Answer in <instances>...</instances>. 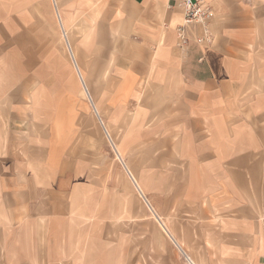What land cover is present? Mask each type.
<instances>
[{
  "label": "crops",
  "instance_id": "0c3cea01",
  "mask_svg": "<svg viewBox=\"0 0 264 264\" xmlns=\"http://www.w3.org/2000/svg\"><path fill=\"white\" fill-rule=\"evenodd\" d=\"M204 5L0 0V264H264V0ZM60 29L103 150L77 89L44 119Z\"/></svg>",
  "mask_w": 264,
  "mask_h": 264
},
{
  "label": "rangeland",
  "instance_id": "374dc122",
  "mask_svg": "<svg viewBox=\"0 0 264 264\" xmlns=\"http://www.w3.org/2000/svg\"><path fill=\"white\" fill-rule=\"evenodd\" d=\"M65 34V33H64ZM62 29H60V41H58V47H53L48 50H43V64L38 65V72H41L45 75V85H44V93L42 94V99L44 101V119H51L52 118V103L56 100V104L58 102V98L53 95L54 89H61L65 90L67 88L77 89V96H73L75 99L72 104H77L79 107L86 106L88 108V112L82 113V117L85 122V131L87 134L90 133L92 139L98 140L99 137L96 136L94 133V128H98L100 131V138L102 140V150H103V128L98 120L96 112L91 103V97L87 95L89 91L87 90V83L84 78V67L79 66L78 61L74 62L71 55V48L67 44V38H65ZM66 35V34H65ZM72 46L75 45L74 41H71ZM76 49V48H74ZM40 51V50H38ZM75 51V50H74ZM41 52V53H42ZM77 59V58H76ZM81 67V68H80ZM88 68L89 74H92V78L94 79L95 76L98 75L102 66L100 65H87L85 66ZM31 68H29L30 70ZM82 76V77H81ZM84 83H83V80ZM89 87L98 88V84L100 85V81L97 80H89ZM93 86V87H91ZM63 96L60 97L61 103L63 101ZM93 98L95 102L102 101L103 96L95 95L93 93ZM69 101L67 102V104ZM103 115V110L101 111ZM67 115V114H66ZM93 121L97 122L94 123ZM98 134V136H99Z\"/></svg>",
  "mask_w": 264,
  "mask_h": 264
},
{
  "label": "built area",
  "instance_id": "2783aa9c",
  "mask_svg": "<svg viewBox=\"0 0 264 264\" xmlns=\"http://www.w3.org/2000/svg\"><path fill=\"white\" fill-rule=\"evenodd\" d=\"M185 10L183 23L178 27L179 37L183 42L187 41L186 32L188 28L194 25H204L210 16V8L204 5L205 0H178ZM207 28L205 29V37H209ZM205 38H198L199 42H203Z\"/></svg>",
  "mask_w": 264,
  "mask_h": 264
},
{
  "label": "bare ground",
  "instance_id": "6f19581e",
  "mask_svg": "<svg viewBox=\"0 0 264 264\" xmlns=\"http://www.w3.org/2000/svg\"><path fill=\"white\" fill-rule=\"evenodd\" d=\"M68 41V40H67ZM71 55H72V59L74 60V62H77V59H76V54H75V51L74 50H71ZM82 77V76H81ZM83 80V79H82ZM83 83H84V80H83ZM87 95L90 97L89 93H87ZM163 224V223H162ZM181 251V250H180ZM191 259V258H190ZM192 261V260H191Z\"/></svg>",
  "mask_w": 264,
  "mask_h": 264
}]
</instances>
